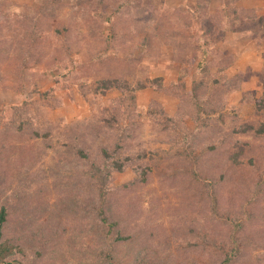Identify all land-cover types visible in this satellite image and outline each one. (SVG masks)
<instances>
[{"label": "rangeland", "instance_id": "1", "mask_svg": "<svg viewBox=\"0 0 264 264\" xmlns=\"http://www.w3.org/2000/svg\"><path fill=\"white\" fill-rule=\"evenodd\" d=\"M49 1L51 18L37 20L41 53L28 49L22 29L15 32L6 25L9 29L0 33V210L4 207L7 220L2 241L16 250L31 248L38 240L36 228L45 225L44 233L48 230L55 240L40 264H264V245L258 244L252 252L245 250L250 233L264 234V0H128L138 6L139 15L168 13L184 5L193 19L186 33L161 47L140 46L144 34H132L130 51L118 60L98 50L102 44L93 34L96 21L105 20L100 13L114 15L113 9L96 11L94 0ZM43 2L0 0L7 18L25 11L43 17L39 10ZM7 22L0 18L3 28ZM19 39L24 43L17 47ZM134 44L138 49L132 48ZM226 51L237 61L230 80L245 76L238 86L217 81L216 77L223 79L225 64L213 66L210 72L199 66L204 58L212 63V59L221 60ZM66 65L73 71L64 76L71 84L67 95L60 91L55 93L56 100L46 98L43 92L54 85L48 70L57 67L53 72L58 75ZM78 70H83L82 76L72 81ZM93 71L112 76L116 87L107 89L105 95L84 89L83 96L79 83L91 82ZM200 83L209 88L204 94L198 92L204 102L202 113H195L192 93L197 94ZM112 100L121 104L111 106ZM107 110L110 116L118 112V126L100 121ZM26 116L50 122V139L18 132L17 125ZM95 117L99 122L93 123L88 147L103 149L106 133L133 124L134 138L124 142L122 157L135 153L138 159L122 162L123 171L112 172L113 211L103 216L107 223L92 229L90 220L98 207L95 194L90 203L79 206L86 214L72 209L81 199L74 198L75 190H86L89 178L66 179L72 153L63 152V143L67 128ZM188 133L191 141L186 139ZM55 143L60 147L57 152ZM48 144L51 147L42 152ZM189 147L194 155L189 154ZM225 153V167L220 172L210 170ZM113 162L109 160L110 166ZM139 164L149 175L148 181L120 189L135 179ZM232 166L245 191L238 199L227 192L233 186ZM219 181L223 182L219 200L226 207L221 204L215 209L202 199ZM36 204L48 209L31 223L30 207ZM229 219L240 225L238 230ZM115 234L121 240L113 242ZM19 253L12 256L11 264H20Z\"/></svg>", "mask_w": 264, "mask_h": 264}, {"label": "trees", "instance_id": "2", "mask_svg": "<svg viewBox=\"0 0 264 264\" xmlns=\"http://www.w3.org/2000/svg\"><path fill=\"white\" fill-rule=\"evenodd\" d=\"M94 1H95V3L93 4L94 7L93 6L92 7L93 9H96V11L97 10L104 11L106 8H111L114 11V15L106 16L105 12L100 13L99 17L104 15L105 20L101 18L98 19L93 28V34L97 35L98 41L101 42L102 44L101 47H98V50H103L109 55L112 54L113 56L112 60H116V59L118 60L120 54L122 55L130 51L129 46L131 43L128 42H131L132 34L138 37L141 36V34H144L143 38L140 40V46H146L147 48H151L152 46L157 45L158 47H161L162 45H165L166 42L169 43L171 40L175 39L176 37H181L184 33H186L184 29L186 27H189L190 25L189 23L190 21H192L191 19H193L192 18L193 16L190 14V12H187L186 10L187 8L184 5L175 7L174 9H172V11L168 13L158 12L153 15L152 14L139 15L135 12L136 11L135 8H137L138 6L133 5L128 0H94ZM51 2L52 1L46 0V2L42 3V6L40 7L39 10L44 14L43 17H40L36 13V11L35 12L25 11V13L22 14L18 13L13 15L12 18L6 17V15L3 13V11L5 10L3 7V3H0V18L8 21L7 23H5L4 28H3V24H0V33L3 31V29H9L6 25L14 27L13 29L15 30V32H20V29H22V32H24L26 35L25 43L29 45L28 49L31 48V51H35L37 52V54L41 53L40 52L41 46H39L37 42L38 32H41L40 31L41 27L40 24H37V20L41 21L42 18L45 19L47 16L48 18L46 19L51 18L50 16V13L52 12ZM98 7L99 9H97ZM217 19L216 21H221L220 19L219 20ZM49 28L50 27H48L47 29L49 30ZM59 33H60L59 30L56 31V34ZM20 43H24V41L22 42V40L20 39L17 40V47ZM132 48L138 49L137 45L135 44L134 46H132ZM7 50H9V48ZM204 59H202L199 64V66L202 67L201 70L203 72H207L208 70L210 72L213 66L220 68L221 65L225 64L223 66L225 67V70L223 71V79L221 80L220 76L216 77L218 79L217 81H220L219 84L223 83L221 81L226 80L227 85H230L231 83L233 85L238 86L243 81V79L245 80V76L243 78L241 76L238 80L237 77H232V79L230 80L229 76H235L234 68L237 66L236 65L237 61L235 60L233 55H231L229 52L226 51L225 56L221 60L212 59L213 63L210 62V60L206 61ZM54 66H57L59 68V66L61 65L56 62V65ZM110 66H112L111 63L109 64L108 67ZM66 68L67 69L63 70L64 71L63 73H61L59 69L58 75L53 72V69L48 70L49 76L53 78L54 85L50 87L47 91H45V93L43 92V94L46 95L45 96L46 98H49L50 100H56L55 93L57 94L60 91H63L64 95L65 94L67 95L65 91L70 88L71 84L67 85L66 77L70 75L73 71H71V68L67 65ZM229 69L233 70L232 75H230L232 70L228 71ZM82 71L83 70H78L77 71L78 73L76 75L72 74L71 80L72 81L78 80V78L82 76ZM97 73L98 71H93V77H91L92 79L90 80L91 82L87 81V82L79 83V89L83 92V96H86L84 89L96 95H105L107 91H109L107 89L109 88L113 89L114 87H116L115 86L116 84L112 76H105V75L100 76ZM65 75L67 76L64 77ZM204 86L202 84L201 86L200 85L197 86L196 84L197 94L192 93L193 94L192 98L196 99V101L193 99L196 102L195 113H202L201 103L204 101L201 100L202 98L198 92L200 91L202 94H204L203 91H207V89L209 88L207 86L206 87ZM200 88H202V90ZM218 88L219 87H217V89ZM110 92L113 91L110 90ZM32 94L33 93H30V95ZM68 94L71 95L73 94V92L70 91ZM111 102H113L111 106L121 104V100H112ZM215 104L217 105V103ZM126 109L129 110V106H127ZM14 110L16 113H19L18 108H15ZM185 110H186V106L184 107L183 111ZM107 112L109 116L104 113L103 114L104 118H102L100 121L102 122V120H105V122H108L110 124L114 123V126H118V123H120L119 117L117 115L118 112L115 113L114 115L112 114L111 116L108 110ZM98 122H99L98 117H95V120L94 118L91 119L88 118L82 121L75 122L70 126L74 130H72L69 127L67 128L69 132L68 133L64 132L65 135L64 138L66 141H64L63 143V148H64L63 152L72 153V164L69 168H66V173H65L66 179L68 181H72L76 178L83 176H87V178H89L88 188L86 190H83L82 188L79 187H77V189L75 190L76 193H74V198L80 196L81 199H80V203L74 202L73 204L74 208L72 209L74 210L77 209L85 213L86 209L83 207H79L80 205L81 206L84 205L81 202L90 203L91 194L92 193L95 194L94 200H97L98 207L96 208V212L93 213V217L90 220L91 227H93L92 229L97 228V226H99L100 224L107 223L109 220L107 218H104L103 216L106 215V213L113 211L114 203L112 202H115L116 193L109 192L110 190L109 184H110L112 172L114 170L122 172L124 169L123 163L125 165L128 161H132V160L135 161V159H138V157L135 156L137 155L135 153L128 155L127 157H122L124 142L129 138H134L133 124L126 127L124 125H120L118 128H114L115 131H111V133L109 134L106 133L104 135L106 139V143L104 144L103 149L100 148L92 149L88 147L86 143L88 141L90 142L89 139L91 138L93 131L91 130V128H95L93 126V123H95L94 125L97 126ZM51 125L52 124L50 122L40 120L39 117L37 116L32 118H27L26 116V119L17 126H18V132L23 133L26 136L28 135L30 138L42 137L44 140H49L50 138L48 137L50 136L52 129ZM97 131L101 132L100 127H98ZM262 131L264 133V128L262 129ZM246 132H248V130H246ZM112 133L115 134L116 137H114ZM186 139L187 141L188 140L191 141L192 136L188 133L186 134ZM183 145L185 147L187 146V144L185 143ZM55 146H58L55 149V151L57 152L60 149L59 143L57 144L55 143ZM48 147H51V144H48L46 145V147L43 148L41 147L42 152H46L47 151L46 148ZM98 149H100V152L97 151ZM210 151H214V149ZM189 154L194 155L192 153V147H189ZM240 154L242 155V153ZM205 155H206L205 153H202L201 156L204 157ZM226 156H227L226 153L225 156L224 155L221 156L217 162L213 163L210 170L214 169V170H219L220 172L222 167L223 166L225 167L226 165L225 164L227 160ZM120 157L122 158L121 160ZM112 158L114 159V162L112 163L113 165L110 166L109 160ZM32 160H35V157H33ZM236 163H238L237 160L236 162H233L232 165L234 166ZM233 166L229 170L233 175L232 177L234 178L233 181H231L233 183V186L232 188L228 189L227 192L234 195V198L238 199L241 196V194L245 193V191H241L242 184L240 183H242V180L240 179V177L237 178ZM143 168L144 167L141 168L139 164V166L135 168V171L138 172L135 179L131 182H127L126 184L122 185L120 189L128 190V185L130 186L131 189L133 187H136V185H139L140 183L145 184L149 179V175L144 173L145 168L144 169ZM147 169H149V167H147ZM232 177H230L231 179L229 178L228 180H232ZM222 183L223 182L220 183L219 181L217 185L216 183L213 184L212 185L213 192L211 194L207 193V197L205 199H202L203 201H205V203L208 206L210 207L214 206V208L216 209V207L221 206V204L225 205V202H223L221 199L219 200L220 191H222L221 188ZM55 186L58 191L61 190V187L58 182L55 184ZM65 196L68 197V199L71 197L70 194L69 196H67V194ZM129 203L130 202H128L127 204ZM70 204L71 203L68 202V205ZM3 208L0 210V264H11V260L13 259L12 256L18 250L19 252H21L19 253L21 254L20 257L17 258L19 259L17 260L18 263L40 264V258L42 254L45 253L49 248L52 249V247H50L52 245L50 242L52 240L53 241L55 240L54 236H51L48 230L44 233L45 225H41L37 227L36 228L38 232L37 234L42 238L36 236V239L38 240L31 245L32 249L27 246L26 249L29 250L28 253L31 254V257H27L26 249H25L26 251L23 248L22 249L19 248L18 250H16L18 247H13L12 245L7 244V242L2 241L1 239L3 235L2 234L3 226L7 221L6 212ZM47 209L48 208L39 205L35 206L34 208L30 207L29 215L32 216L29 218V221L31 222V219L35 216L33 219V222H35L36 218L40 217L38 216V214L44 215L43 213ZM81 219H85V218L81 217ZM231 223L235 225L234 227L238 230V227H240V225L234 221H231ZM26 229H30V228H26ZM177 229L179 231L180 227H177ZM236 232H232L231 235H235ZM116 240L117 241L121 240L120 235L115 234L113 236V242ZM246 241L247 242L245 243V250L252 252L253 249L256 248L258 244L264 245V234L263 233L261 234L258 231L252 234L250 233ZM109 264H113V263L109 262Z\"/></svg>", "mask_w": 264, "mask_h": 264}]
</instances>
